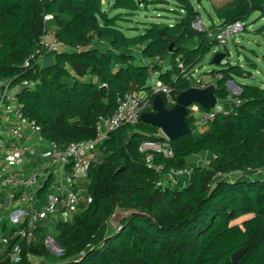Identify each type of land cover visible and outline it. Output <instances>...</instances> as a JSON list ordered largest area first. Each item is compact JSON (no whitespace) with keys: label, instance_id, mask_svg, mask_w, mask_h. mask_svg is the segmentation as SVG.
Wrapping results in <instances>:
<instances>
[{"label":"trees","instance_id":"16d2710c","mask_svg":"<svg viewBox=\"0 0 264 264\" xmlns=\"http://www.w3.org/2000/svg\"><path fill=\"white\" fill-rule=\"evenodd\" d=\"M102 1L0 0V80L36 83L18 97L23 113L60 149L92 139L96 120L115 112L118 97L135 91L152 102L154 73L173 88L174 99L193 88L195 79L186 76L217 46L207 33L192 29L200 14L190 0H170L177 8L171 11L178 16L175 22L149 24L135 37L124 35L122 23L130 21L142 2L114 0L110 12L124 14L111 16ZM210 1V18L220 26L245 23L254 13L264 18V0ZM45 33L69 51L55 53L52 68H22ZM130 49H138L144 61L159 59L164 67L139 65L123 52ZM218 66L209 73L216 80L217 100L233 98L239 105L215 114L206 130L196 134L187 113L192 132L169 141L171 159H155L165 172L188 169L186 160L203 152L213 156L209 164L191 169L187 186L179 191L160 187L162 175L148 168L138 152L141 141L157 129L141 122L120 127L105 143L103 162L88 173L89 205L77 210L71 222L60 221L52 235L61 256L50 255L39 230L36 242L19 243L21 264H29V254L54 264H264V87L241 85L239 95L232 97L226 83L249 74L238 65ZM88 76L106 86L105 99L97 83L84 80ZM259 173L262 178L256 177ZM235 174L238 179L224 178ZM49 185L50 179L44 188ZM116 214L122 216L118 222Z\"/></svg>","mask_w":264,"mask_h":264},{"label":"built area","instance_id":"2783aa9c","mask_svg":"<svg viewBox=\"0 0 264 264\" xmlns=\"http://www.w3.org/2000/svg\"><path fill=\"white\" fill-rule=\"evenodd\" d=\"M49 18L45 19L49 20ZM210 26L206 27L199 19L191 27L196 32L207 33L209 40L217 45H225L227 39L244 32L246 27L245 23L226 26L215 24V28L210 30ZM60 48L61 45L53 34L45 33L36 51L23 62L21 67L33 69L40 66L44 57L53 56L60 52ZM154 61L157 64L162 63L157 58ZM178 68H182L179 62ZM169 69L166 67V70ZM193 73L194 71L186 76L187 79H195L193 88L203 89L210 85L196 79ZM157 76V73L153 74L151 93L164 96L168 104L174 106L176 100L173 98V88L159 81ZM35 85V82L26 80L17 83H14V79L0 80V219L3 225H6L0 235V246L4 249L2 259H8V264L22 263V249L19 243L36 242L41 223L46 217L56 216L63 210L74 212V214L79 210L78 192L73 189L74 182L80 179L88 180L90 168L103 162L105 143L109 135L122 126L138 124L142 113L152 111V102L146 95L141 96V92H128L118 97L116 110L111 116L99 117L96 120L95 136L92 139L70 143L60 149L55 143L47 141L36 121L27 118L23 113L24 105L18 97L23 92L32 90ZM235 96H238V92ZM239 103L238 100H233V106L229 111L217 103L214 109L207 112L202 111L197 105H192L188 107L187 113L193 117L195 129L203 132L215 114H227ZM41 144H46V148L40 149ZM138 152L143 156L148 168L162 175L158 184L160 187L167 188L166 183L174 186L182 175L190 176L191 169H170L165 172L163 164L155 163L157 158L171 159L173 157L169 140L159 130L141 141ZM36 155H39L42 160L41 170L29 176L21 175L20 169L23 164ZM59 167L69 170L67 190L61 196L54 193L45 194L43 205L39 209H30L33 194L28 191L34 192L40 186V180L43 177L55 176ZM232 176L224 178L230 179ZM216 178L224 179L220 175ZM85 202L89 205L90 198L86 197ZM3 225L1 224L0 228H3ZM43 242L46 248L53 249L56 257L61 256V249L56 243L54 247V241L50 236L44 237ZM34 259H36L35 255L27 256L29 264H32Z\"/></svg>","mask_w":264,"mask_h":264},{"label":"rangeland","instance_id":"374dc122","mask_svg":"<svg viewBox=\"0 0 264 264\" xmlns=\"http://www.w3.org/2000/svg\"><path fill=\"white\" fill-rule=\"evenodd\" d=\"M142 2L138 11L134 16L129 17V22L122 23L123 33L126 37H135L143 34L145 28L149 24H163L168 25L174 23V19L178 17L171 11H177L176 6L170 0H163L164 3L151 4L152 1L158 0H138ZM149 4L144 6V2ZM195 10L200 14L202 23L208 27L212 19L209 12L211 11V1L198 2L197 0H190ZM219 1V0H218ZM217 0L214 3L217 4ZM224 1V0H223ZM113 3V0H103L104 9L109 8ZM124 14L123 11H112L111 16L116 14ZM125 16H123L124 18ZM218 22L215 24L217 25ZM219 24V23H218ZM213 25V24H212ZM244 32L227 39L225 45L214 46L210 52L206 55L204 60L194 69L195 78L209 84H216L209 73L213 70H218V65H213L212 59L216 53L225 54V59L222 64L229 63L232 66H240L246 73L249 74L246 78H235L234 81H230L233 85H225V89L228 93L234 97L237 88L241 85H251L257 87H264V33L259 34L258 31L264 27V18H260L259 13H254L245 22ZM218 104L223 105L226 111H229L233 106V98L225 102L218 101ZM201 131L194 130V134ZM256 177L262 178V174L259 173ZM239 176L233 175L230 179H238ZM63 218V217H62ZM247 219V218H245ZM62 220V219H61ZM242 220L238 221L240 223Z\"/></svg>","mask_w":264,"mask_h":264},{"label":"crops","instance_id":"0c3cea01","mask_svg":"<svg viewBox=\"0 0 264 264\" xmlns=\"http://www.w3.org/2000/svg\"><path fill=\"white\" fill-rule=\"evenodd\" d=\"M102 5H103V1H102ZM111 6H109V8L104 9V10L106 12H110ZM209 14H210V12H209ZM49 19H51V17ZM176 19H177V17L174 20H176ZM211 19H212V21L210 22V25H212V24L215 25V23L218 22L214 17H212ZM172 24L173 23H169L168 25H172ZM160 25H163V24H160ZM217 25H218V23H217ZM95 46L99 47V48L105 47L103 44H96ZM68 51H69V49L61 46L60 52H68ZM123 52L125 54L132 56L135 59V62L138 63L139 65H159L160 67H164V64H162V63L157 64L154 61V59L144 61L140 57V53H139L138 49H130V50H125ZM84 80L86 82L98 84V81L96 79L89 77V76L86 77ZM140 94H141V96H145L144 93H140ZM39 148L40 149L46 148V144H41ZM212 159H213V156L210 153L203 152V153H200L198 155L189 157L186 160V167L188 169H193L196 167H206ZM41 168H42V160L39 157V155H36L34 157L29 158L23 164L20 171H21V175L29 176L32 173L39 172L41 170ZM68 173H69L68 169H62L59 167L58 172L55 176H50L49 178L43 177L40 180V186L34 192L28 191L30 194L31 193L33 194L32 195L33 201H32V204L29 208L30 209H39L43 205L44 196L47 193H54L58 196H61L68 188L67 187ZM48 179H50V185L48 188L45 189L44 187H45V184H46ZM162 180H164V179H162ZM188 182H189V176L182 175L181 177H179L177 179L176 184L174 186H170L168 183H166L165 186L167 188L173 189L175 191H179V190L183 189L184 187H186ZM88 187H89V181L88 180H81L80 179V180H76L74 182L73 189L78 192V199H79L78 209H79V206H82V209H86L88 206L85 202L86 197H88V194H87ZM18 192H21V191H18ZM73 216H74V212L63 210L62 212H60L56 216L46 217L41 223L40 231L43 233L44 237L50 236L52 238V235L55 234V230H56L58 223L60 221L71 222ZM1 224L3 225V221L0 219V226H1ZM3 226H2L3 228H0V235L3 233V229L6 227V225H3ZM53 243H54V247H56L55 242H53ZM47 250L52 257H56L55 252L53 251V249L51 247L47 248ZM3 254H4V249H3V247L0 246V263L3 260L2 259ZM32 264H54V263H52V261L50 259L44 260V259H41L39 257H36V259H34L32 261Z\"/></svg>","mask_w":264,"mask_h":264},{"label":"water","instance_id":"95a60500","mask_svg":"<svg viewBox=\"0 0 264 264\" xmlns=\"http://www.w3.org/2000/svg\"><path fill=\"white\" fill-rule=\"evenodd\" d=\"M198 2L207 0H197ZM172 46L170 52H172ZM225 59V54L216 53L212 59L213 65H219ZM54 66L53 56L48 55L44 57L40 64V69H49ZM233 85L231 82H227L226 85ZM101 97L106 98L107 88L102 85L99 88ZM217 91L216 84H210L203 89L190 88L189 90L182 92L176 96L175 105L172 109H167L164 106V100L161 95H156L152 100V111L142 113L140 116V122L159 130L167 140L173 141L182 136H186L192 132V128L188 127L185 121L187 109L192 105H197L200 108L210 111L215 108L218 100L215 96ZM238 95L240 93L239 88H237ZM123 140H126V136H123ZM82 209V206H79ZM122 216L120 214L114 215V221L118 222ZM243 253V250L235 253L231 262L235 263L238 257Z\"/></svg>","mask_w":264,"mask_h":264}]
</instances>
